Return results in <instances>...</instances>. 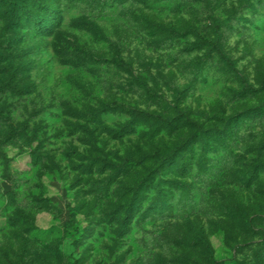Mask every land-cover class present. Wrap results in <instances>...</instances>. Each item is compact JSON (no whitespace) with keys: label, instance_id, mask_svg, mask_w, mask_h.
<instances>
[{"label":"rangeland","instance_id":"1","mask_svg":"<svg viewBox=\"0 0 264 264\" xmlns=\"http://www.w3.org/2000/svg\"><path fill=\"white\" fill-rule=\"evenodd\" d=\"M13 2L0 264H264V0Z\"/></svg>","mask_w":264,"mask_h":264},{"label":"trees","instance_id":"2","mask_svg":"<svg viewBox=\"0 0 264 264\" xmlns=\"http://www.w3.org/2000/svg\"><path fill=\"white\" fill-rule=\"evenodd\" d=\"M13 1H16V2L18 1L19 2L18 4H21L23 2V0H0V11H3L5 13H11V11L9 9H11L13 7V3H14ZM17 8H18V11L17 12H19V6ZM12 15L13 16L16 15V18L18 17V19H20V20L26 19L27 22L28 21L29 22L32 21V20H30V18L28 17V15H25L23 13L12 14ZM207 43H208V46L210 48H215V46H216V42L215 41H207ZM134 113L137 114V115H142V112H134Z\"/></svg>","mask_w":264,"mask_h":264}]
</instances>
